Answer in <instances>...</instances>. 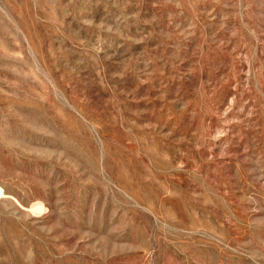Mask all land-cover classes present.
<instances>
[{"label": "rangeland", "instance_id": "rangeland-1", "mask_svg": "<svg viewBox=\"0 0 264 264\" xmlns=\"http://www.w3.org/2000/svg\"><path fill=\"white\" fill-rule=\"evenodd\" d=\"M0 264H264V0H0Z\"/></svg>", "mask_w": 264, "mask_h": 264}]
</instances>
